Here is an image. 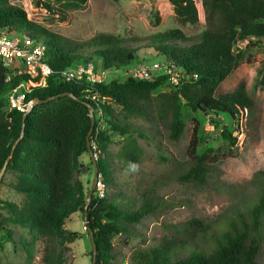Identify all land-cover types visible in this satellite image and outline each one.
<instances>
[{
    "label": "trees",
    "instance_id": "1",
    "mask_svg": "<svg viewBox=\"0 0 264 264\" xmlns=\"http://www.w3.org/2000/svg\"><path fill=\"white\" fill-rule=\"evenodd\" d=\"M87 2L55 0L51 4L38 0L62 22L68 20L67 5L85 8ZM170 2L180 24L199 25L195 0ZM202 6L206 28L196 36L176 28L144 40L97 33L77 43L31 21L26 11L10 0H0V31L11 37L19 30L22 41L45 47V61L52 71L41 84V75L33 78L23 69L6 68L0 61V174L5 168L0 187L6 184L26 197L22 205L0 199V209L8 212V216L0 212V231L17 245L14 231L6 226L27 230L32 240L20 241L30 261L40 237L47 241L44 264H67L68 248L58 249L56 242L73 236L67 224L76 214L85 220L88 192L75 173L81 171L83 156L89 155L91 113L81 100L94 108L90 142L105 187L102 198L94 191L88 207L87 223L95 235L97 264H258L264 246V182L251 207L233 205L213 221L192 218L173 226L185 234L183 237L163 239L149 248L140 245L122 257L114 248L117 237H124L126 245L132 237H141L137 225L145 218L182 206L157 195V189L173 183L210 186L213 168L223 158L218 151L237 146L234 132L243 133L245 113L253 107L244 82L232 92H225L221 85L245 60L244 51L236 53L235 47L246 44V48H257L264 43V0H202ZM140 54L146 55L141 57L144 59ZM90 63L94 73L103 78L101 82L86 77L65 79V71ZM156 64L161 67L154 69ZM142 67L148 68V79L133 76V70ZM168 69L178 74L177 83ZM258 75L259 84L264 86V63ZM11 93L15 101L9 107L6 97ZM37 100L46 102L34 105ZM116 106L121 107L123 117L116 113ZM186 110L196 113L187 159L151 180H137L131 189L134 192L118 191L115 160L134 172L142 163L141 139L150 143L163 161H171L159 124H165L169 140L180 141L186 129ZM130 115L141 117L148 125L130 123ZM206 121L222 130L218 139L201 151V129ZM23 129L24 136L7 162ZM115 137L123 139L117 153L110 150ZM260 174L264 181V172ZM7 176H12L8 183ZM217 190L229 192L225 183ZM90 257L92 260L93 247Z\"/></svg>",
    "mask_w": 264,
    "mask_h": 264
},
{
    "label": "rangeland",
    "instance_id": "2",
    "mask_svg": "<svg viewBox=\"0 0 264 264\" xmlns=\"http://www.w3.org/2000/svg\"><path fill=\"white\" fill-rule=\"evenodd\" d=\"M42 1L51 4L55 2V0ZM195 1L200 17V23L197 26L180 24L175 17L170 0H88L85 8L67 5L68 20L66 22H62L58 16L51 15L47 9L39 5L38 0H10V3L23 8L28 19L36 24L69 41L78 43L91 39L97 33H110L120 37H136L144 40L158 32L176 28L181 29L186 35L196 36L206 26L202 0ZM11 37L22 39L23 32L18 30V33H13ZM239 51H244L245 60L221 85V89L225 92H232L240 83L244 82L254 103L253 107L245 113L243 133L234 132V135L238 137L237 146L221 147V151H218L223 158L213 168L212 179L214 181L209 187L197 186L194 183H173L170 186L157 189V195L182 206L159 211L145 218L141 224L137 225V235L141 237H132L128 245L125 244L124 237H117L114 240V248L120 257L129 255L140 245L149 248L159 244L163 239L183 237L185 234L178 233L173 226L184 221L192 218H198L205 222L213 221L225 214L233 205L251 207L254 201L259 199L264 182L260 174L264 172V86L259 84L258 71L261 64L264 63V43L257 48H246V44L239 45L235 47V52ZM143 56L146 55L140 54V58ZM247 59L250 61L248 62ZM134 66L141 65L135 64ZM31 86L36 85L32 83ZM159 92L160 90L155 94ZM6 101L9 107L14 105L15 96L13 93L6 97ZM115 109L120 117L124 116L120 106H116ZM127 118L134 125H148L144 119L137 115H130ZM195 119L194 111H185L186 129L178 142L169 140L165 124H159V129L164 134L162 143L166 147V154L171 158V161H163L160 153L146 140L141 139L138 140V144L143 149L142 163L137 166L134 172L124 169L122 161L115 160V165L118 168L116 170V179L119 184L117 190L129 192L134 189L133 183L137 180H151L153 177L172 170L179 162L185 161ZM221 130V126L216 128L206 121L201 129L203 145L200 150L204 151L207 145L216 141ZM122 142L121 137H115L110 150L117 153L122 147ZM75 178L84 182L89 193L94 179V166L90 155L83 156L81 171H76ZM11 179L12 176H7L6 182L8 183ZM223 183L226 185V191L229 192L217 190V187ZM25 198L24 195L16 193L6 184L0 187V199L2 200L22 205ZM0 212L2 215L8 216L5 209H0ZM6 227L14 231L17 245L7 238L5 231H0V264H44L46 240L37 238L34 257L30 261L20 239L31 241L32 235L19 226ZM67 228L73 233V236L59 239L56 242L58 249L68 248L65 250L67 264H92L90 234L86 229L82 215L76 214L74 220L67 224ZM185 255L186 253H184ZM257 261L258 264H264V246Z\"/></svg>",
    "mask_w": 264,
    "mask_h": 264
},
{
    "label": "built area",
    "instance_id": "3",
    "mask_svg": "<svg viewBox=\"0 0 264 264\" xmlns=\"http://www.w3.org/2000/svg\"><path fill=\"white\" fill-rule=\"evenodd\" d=\"M0 61L3 65L11 70H24L31 77L41 75V84H44L46 78L51 75V68L45 61V47L35 46L29 40L11 38L5 31H0ZM159 64L153 66L154 69L160 68ZM173 74V81L178 82L177 75L173 70L168 69ZM67 81L73 79H82L84 77L89 81L101 82L103 78L94 73V65H80L72 67L64 72ZM133 76L137 78H149L148 68H139L133 70ZM247 112V111H246ZM95 158L96 155H95ZM96 194L102 198L105 193V187L102 178L99 177L95 187Z\"/></svg>",
    "mask_w": 264,
    "mask_h": 264
},
{
    "label": "water",
    "instance_id": "4",
    "mask_svg": "<svg viewBox=\"0 0 264 264\" xmlns=\"http://www.w3.org/2000/svg\"><path fill=\"white\" fill-rule=\"evenodd\" d=\"M36 1V0H35ZM71 97H74L72 94L70 95ZM75 98V97H74ZM54 98H51V99H48L46 101H49V100H52ZM46 101H43V100H37L35 101L33 104H39V103H43V102H46ZM81 103L87 105V107L89 108L90 110V113H91V128H90V131H89V134L87 136V147H88V151H89V155L92 159V163H93V166H94V179H93V183H92V187L88 193V200H87V204H86V207H85V225L89 231V234H90V239H91V243H92V247H93V259H92V264H97V245H96V241H95V235H94V232L91 228L88 227V223H87V218H88V207H89V204L92 200V197H93V194H94V191H95V187H96V183L98 181V178H99V175H98V167H97V158H95V155H94V151H93V148L91 146V142H90V137L94 131V128H95V118H94V108L92 105L86 103V102H83L80 100ZM26 117V115H25ZM25 126V124L23 125V127ZM24 136V129L21 133V136L20 138L15 142L14 146H13V149H12V153L11 155L8 157L7 159V162L9 161V159H11L12 157V154H13V151L15 150L16 146L18 145L19 141L23 138ZM5 171V168L2 170L1 174H0V180L3 176V173Z\"/></svg>",
    "mask_w": 264,
    "mask_h": 264
}]
</instances>
